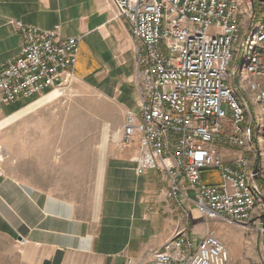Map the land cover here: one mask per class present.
<instances>
[{
	"label": "built area",
	"instance_id": "obj_1",
	"mask_svg": "<svg viewBox=\"0 0 264 264\" xmlns=\"http://www.w3.org/2000/svg\"><path fill=\"white\" fill-rule=\"evenodd\" d=\"M111 1L135 41L140 108L126 111L113 143L125 148L138 135L137 172L158 171L172 198L194 201L207 219L264 228V218L252 220L264 199L257 181L264 162V24L254 19L243 26L242 0ZM15 27L22 47L0 64V112L71 84L78 58L77 37L22 21ZM222 147L236 152L227 158ZM204 171L216 172L213 182H204ZM3 175L0 169V180ZM230 260L229 248L213 233L197 240L181 228L149 264Z\"/></svg>",
	"mask_w": 264,
	"mask_h": 264
},
{
	"label": "crops",
	"instance_id": "obj_2",
	"mask_svg": "<svg viewBox=\"0 0 264 264\" xmlns=\"http://www.w3.org/2000/svg\"><path fill=\"white\" fill-rule=\"evenodd\" d=\"M16 21L77 37L73 81L114 104L117 129L139 113L135 41L111 0H0V64L21 51ZM42 97L0 116V235L24 263L149 264L177 230L208 233L194 201L172 198L158 171L137 172L138 135L105 147L91 187L89 113L55 110L57 99L25 110Z\"/></svg>",
	"mask_w": 264,
	"mask_h": 264
},
{
	"label": "rangeland",
	"instance_id": "obj_3",
	"mask_svg": "<svg viewBox=\"0 0 264 264\" xmlns=\"http://www.w3.org/2000/svg\"><path fill=\"white\" fill-rule=\"evenodd\" d=\"M242 1L243 5L241 13L243 26L245 28H250L254 19L258 26L264 24V3L256 0L258 5L255 12L254 2L248 5L245 0ZM251 12L254 14L253 17L250 18L249 14ZM226 82L229 84L231 80L227 78ZM59 90L61 91V96L54 101V103H52L51 108L55 110L79 109L89 113L90 180L92 187L93 180L96 177L98 161L100 157L103 156L105 147L113 143L112 136L114 132L118 130L117 125L119 124V119H121L122 116L120 117V112L110 101L97 93L89 91L80 85H76L73 80L71 84ZM239 94L240 90L237 89V98H239ZM31 100H33V98H24L22 101H17L10 107H6V105H4L0 116ZM261 137L260 144L262 145L264 143L263 134H261ZM221 150L227 154V158H231L234 155V152H236L235 150L227 147H222ZM249 158L252 160L253 155H249ZM261 171L260 177L264 178V162L261 166ZM210 172L211 171H209V173ZM263 218L264 199L258 203L257 210L252 220H262ZM201 222L203 232H211L222 241H225L229 250L230 246H232L234 252L231 253L232 256L229 264H264V228H261V223H255L254 229H247L242 225L222 218L207 219L202 216ZM188 233L190 234L189 230ZM23 258L24 252L19 244L3 235H0V264H26L23 262Z\"/></svg>",
	"mask_w": 264,
	"mask_h": 264
},
{
	"label": "bare ground",
	"instance_id": "obj_4",
	"mask_svg": "<svg viewBox=\"0 0 264 264\" xmlns=\"http://www.w3.org/2000/svg\"><path fill=\"white\" fill-rule=\"evenodd\" d=\"M58 83V82H57ZM60 88H57L53 91H51L49 93V91H47L44 96L37 102L29 105L28 107L25 108V110H30V109H34L36 108L37 106L41 105V104H44L45 102H48V101H52V100H56L58 99L60 96H61V91L59 90ZM8 120H5L4 122H6ZM4 122H0V127L2 126V124Z\"/></svg>",
	"mask_w": 264,
	"mask_h": 264
},
{
	"label": "trees",
	"instance_id": "obj_5",
	"mask_svg": "<svg viewBox=\"0 0 264 264\" xmlns=\"http://www.w3.org/2000/svg\"><path fill=\"white\" fill-rule=\"evenodd\" d=\"M258 1V0H257ZM257 1L256 0H254V11L256 12V10H257V5H258V3H257ZM203 180H204V182H210V180L207 178V175H206V171H204L203 172ZM258 183H259V186L264 190V178H262V177H258Z\"/></svg>",
	"mask_w": 264,
	"mask_h": 264
},
{
	"label": "water",
	"instance_id": "obj_6",
	"mask_svg": "<svg viewBox=\"0 0 264 264\" xmlns=\"http://www.w3.org/2000/svg\"><path fill=\"white\" fill-rule=\"evenodd\" d=\"M57 82H59V81L57 80Z\"/></svg>",
	"mask_w": 264,
	"mask_h": 264
}]
</instances>
